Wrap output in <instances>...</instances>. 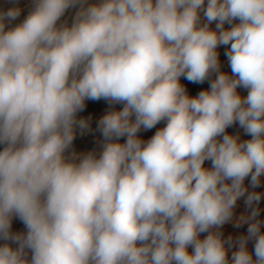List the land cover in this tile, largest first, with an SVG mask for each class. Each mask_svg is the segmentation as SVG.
Wrapping results in <instances>:
<instances>
[{"label":"clouds","instance_id":"clouds-1","mask_svg":"<svg viewBox=\"0 0 264 264\" xmlns=\"http://www.w3.org/2000/svg\"><path fill=\"white\" fill-rule=\"evenodd\" d=\"M8 2L0 264H264V0H31L20 23ZM100 100V147L76 153Z\"/></svg>","mask_w":264,"mask_h":264},{"label":"rangeland","instance_id":"rangeland-1","mask_svg":"<svg viewBox=\"0 0 264 264\" xmlns=\"http://www.w3.org/2000/svg\"><path fill=\"white\" fill-rule=\"evenodd\" d=\"M12 5L8 2V0H0V9H6L8 7H11ZM18 6L22 9L20 18L15 23H20L28 14V11L31 8V0H19ZM74 10H69L68 13H66L65 18L69 20V23H71V16L73 15ZM211 27L214 29L215 24L211 25ZM228 25H225V28H227ZM220 52V61L222 65V71L224 72H230V68L228 67L227 58L224 55V52L226 49L224 47H220L218 49ZM181 83L185 85V87L188 89L190 95H195L199 90L202 88H207L208 84L205 83L203 85H194L189 83L188 81L184 80L183 77L181 78ZM240 91L243 93L244 90L240 89ZM117 109L122 107L121 105L116 106ZM108 109V105L105 101H86V107L85 110L78 114V119H84L88 123V128L84 129L83 131L79 128H77L76 131V137L73 141V150L76 153H87L89 151H92L94 149L98 150L100 145L99 141L102 139L99 132L96 131L98 120L102 115L105 114L106 110ZM166 125V121H162L159 123L155 128L149 131H142L139 135L144 140L149 139L157 129L162 128ZM228 131L230 133H236V132H242L241 129H239L238 126L229 128ZM242 139H250L249 136L242 135ZM2 145H0V149H2ZM67 154V153H66ZM207 164V162H206ZM245 185H249V179L245 180ZM250 191H256L264 193V176L261 177V185L256 189L249 188ZM259 207L261 209L260 213V219L264 220V199H262L259 203ZM244 211V204L243 199L238 201V207L236 209L237 213H241ZM12 230L14 232L24 231V226L19 220H13ZM247 231V225H243L240 228H234L231 224H227L223 228L224 236L227 237L228 235H238V234H246ZM264 231V229H262ZM249 250L251 251L253 248V242L250 241L248 244ZM28 259H31V253H28Z\"/></svg>","mask_w":264,"mask_h":264}]
</instances>
